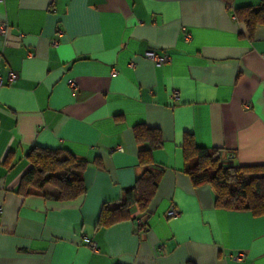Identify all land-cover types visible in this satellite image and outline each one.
Segmentation results:
<instances>
[{
  "label": "crops",
  "instance_id": "obj_1",
  "mask_svg": "<svg viewBox=\"0 0 264 264\" xmlns=\"http://www.w3.org/2000/svg\"><path fill=\"white\" fill-rule=\"evenodd\" d=\"M260 2L0 0V264H264V215L216 208L211 188L183 171L181 148L187 132L223 166L264 163V24L250 35L234 15ZM150 49L170 60L154 65ZM140 123L163 140L148 213L131 206L99 226L102 206L140 172ZM32 146L84 160V194H18Z\"/></svg>",
  "mask_w": 264,
  "mask_h": 264
},
{
  "label": "trees",
  "instance_id": "obj_2",
  "mask_svg": "<svg viewBox=\"0 0 264 264\" xmlns=\"http://www.w3.org/2000/svg\"><path fill=\"white\" fill-rule=\"evenodd\" d=\"M234 15L245 24L251 35L257 25L264 24V0L256 6L235 8ZM132 131L135 142L140 146L137 152L140 172L133 184L123 190L120 202L102 206L97 220L99 226H109L129 218L131 206L146 217L157 190L160 173L153 172L151 165L152 152L162 145L161 132L143 123L133 126ZM181 148L183 171L193 185L207 184L211 188L216 208L264 215V163L223 166L217 148L198 146L192 134L187 132L183 135ZM26 158L29 167L20 176L16 189L18 194L25 196L30 194L29 188L41 190L45 185L59 191L57 199L60 201H72L84 194V160L61 148L40 146H32Z\"/></svg>",
  "mask_w": 264,
  "mask_h": 264
},
{
  "label": "built area",
  "instance_id": "obj_3",
  "mask_svg": "<svg viewBox=\"0 0 264 264\" xmlns=\"http://www.w3.org/2000/svg\"><path fill=\"white\" fill-rule=\"evenodd\" d=\"M8 28H9V25L6 21H0V35L4 37V42L5 43V39H6V35H7V31H8ZM190 38V35L189 34H186L185 35V40H188ZM144 57L149 59L150 61L153 62L154 65L156 66H159V65H162V64H165L167 63L170 58H169V55L166 54V53H158L156 52L155 50H146L144 52ZM115 74V70H112L111 71V75H114ZM16 78V74L14 72H9L8 73V79L10 81H13L14 79ZM2 84V79H1V76H0V86ZM67 84L72 88V89H75L76 87V83L73 79H68L67 80ZM262 95H264V89H262ZM178 95H177V92L176 91H173L172 93V97L173 98H176ZM1 211V209H0ZM178 215V211L171 207L167 210L166 212V216L168 217H176ZM88 245L90 247V249L92 251H96V244L92 241H88ZM243 253L242 252H238L234 255H232V258L236 261H240L242 258H243Z\"/></svg>",
  "mask_w": 264,
  "mask_h": 264
}]
</instances>
